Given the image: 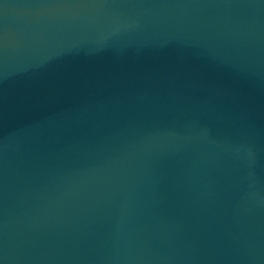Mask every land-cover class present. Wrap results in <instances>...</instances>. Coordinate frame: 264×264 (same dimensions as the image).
Instances as JSON below:
<instances>
[{"label":"water","instance_id":"1","mask_svg":"<svg viewBox=\"0 0 264 264\" xmlns=\"http://www.w3.org/2000/svg\"><path fill=\"white\" fill-rule=\"evenodd\" d=\"M0 264H264V0H0Z\"/></svg>","mask_w":264,"mask_h":264}]
</instances>
